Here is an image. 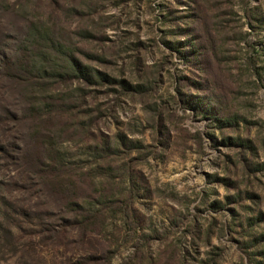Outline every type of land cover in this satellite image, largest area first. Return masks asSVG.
I'll return each instance as SVG.
<instances>
[{"label":"rangeland","instance_id":"374dc122","mask_svg":"<svg viewBox=\"0 0 264 264\" xmlns=\"http://www.w3.org/2000/svg\"><path fill=\"white\" fill-rule=\"evenodd\" d=\"M0 264H264V0H0Z\"/></svg>","mask_w":264,"mask_h":264},{"label":"trees","instance_id":"16d2710c","mask_svg":"<svg viewBox=\"0 0 264 264\" xmlns=\"http://www.w3.org/2000/svg\"><path fill=\"white\" fill-rule=\"evenodd\" d=\"M104 205V203L103 202H101V206H103ZM95 212H97V214L100 212V210H95ZM84 222V221H83ZM83 222H81L82 224H85V223H83ZM84 229H87V226H86V224L84 225Z\"/></svg>","mask_w":264,"mask_h":264}]
</instances>
